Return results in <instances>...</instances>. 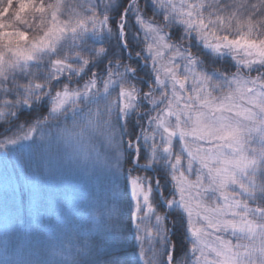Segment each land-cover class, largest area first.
<instances>
[{
  "label": "snow or ice",
  "instance_id": "obj_1",
  "mask_svg": "<svg viewBox=\"0 0 264 264\" xmlns=\"http://www.w3.org/2000/svg\"><path fill=\"white\" fill-rule=\"evenodd\" d=\"M0 264H264V0H0Z\"/></svg>",
  "mask_w": 264,
  "mask_h": 264
},
{
  "label": "rangeland",
  "instance_id": "obj_2",
  "mask_svg": "<svg viewBox=\"0 0 264 264\" xmlns=\"http://www.w3.org/2000/svg\"><path fill=\"white\" fill-rule=\"evenodd\" d=\"M79 184V186H81L80 188H82L84 191L91 193L93 191V186L90 183V181L88 180V178L86 176H82V177H78L75 178L73 180H71L69 183H67L65 186L63 187H77V185ZM62 187V188H63ZM61 188V190H62ZM209 239H214V237H209Z\"/></svg>",
  "mask_w": 264,
  "mask_h": 264
},
{
  "label": "trees",
  "instance_id": "obj_3",
  "mask_svg": "<svg viewBox=\"0 0 264 264\" xmlns=\"http://www.w3.org/2000/svg\"><path fill=\"white\" fill-rule=\"evenodd\" d=\"M140 175H144V173H140ZM79 184L77 187L71 188V187H63L62 190L59 189L58 191L61 194L66 193L68 197H75L77 200L87 197L90 193L84 191L82 188H80Z\"/></svg>",
  "mask_w": 264,
  "mask_h": 264
}]
</instances>
